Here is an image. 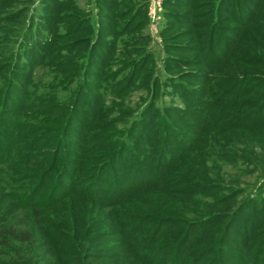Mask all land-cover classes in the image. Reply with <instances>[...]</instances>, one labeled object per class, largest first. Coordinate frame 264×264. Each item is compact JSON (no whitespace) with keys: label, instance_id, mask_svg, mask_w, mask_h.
I'll use <instances>...</instances> for the list:
<instances>
[{"label":"trees","instance_id":"1","mask_svg":"<svg viewBox=\"0 0 264 264\" xmlns=\"http://www.w3.org/2000/svg\"><path fill=\"white\" fill-rule=\"evenodd\" d=\"M95 3L93 27L77 0H0V163L24 165L0 184V264H99L112 235L125 237L130 264H264V0H165L173 37L162 53L143 32L147 0ZM39 67L51 74L28 89ZM136 91L142 101L122 110L128 134L90 139L103 95ZM69 149L86 165L71 166Z\"/></svg>","mask_w":264,"mask_h":264},{"label":"rangeland","instance_id":"2","mask_svg":"<svg viewBox=\"0 0 264 264\" xmlns=\"http://www.w3.org/2000/svg\"><path fill=\"white\" fill-rule=\"evenodd\" d=\"M77 4L80 6V8H82L83 10H85L86 12H89L91 14L89 16H90L91 19L92 18L94 19L93 20V23H92L93 24L92 25L93 27H95V25L96 26L100 25L101 22L98 20V17H99V13L98 12H99L100 9L97 7V5L95 3V0H77ZM146 4H147V6H146V8H147L146 13H147L148 19H147V24L145 25L143 32L145 34H148L149 36H151L152 42L150 44L153 45L154 48L159 53H162L163 52V45H164V36H165V34H166V37L167 38H172L173 37V35H172L173 33H170V32L167 33V28L170 25V22H169V20H167V18L165 16V13H166L165 12L166 11V9H165V0H147V3ZM31 10L32 11L34 10V12L37 13L36 14V19L37 20L40 19V15H38V11H36V10H38V3H37V1H36V4L34 3V5L32 7H30V12H31ZM62 12L63 11H61L59 14H63ZM39 14H40V11H39ZM64 22L65 21H63V20L60 19L57 24H60V26H63L64 25ZM6 23L13 24V25H15V27L16 26H19L18 24H14L12 21H8ZM181 28L186 30V27H184V26H179L178 27V30H182ZM164 29H165L166 33L163 34V30ZM8 36L11 39L13 37H15V39L17 38L16 35H14L13 33H11ZM169 36H172V37H169ZM43 40H44V38H43ZM188 40L189 39H187V41ZM187 41L185 40V42H187ZM32 43L33 42H31L30 40L27 43L28 46H30L31 49L34 47V46H32ZM26 48H28V47H26ZM103 49H104L103 47L99 46V48L96 51L95 57L93 59H91V61H89L88 65H90L89 68H92V70H97L99 68V67H94L93 66L94 63H98L99 64L100 63V58L101 57L102 58H105L104 57L105 51ZM0 52H2V50H0ZM182 56H191V55H182ZM26 62H29V60L26 61ZM101 65H102V62H101ZM32 68L33 67L30 68V66L27 65L26 68H25V70L22 71V72H15L14 71L15 72L14 73V77H18L19 74H22V75L26 74V75H28L29 72L27 70H30ZM107 68L108 67H106V70H107ZM48 71H50V70L49 69H44L42 67H39V69H37L36 71H34L33 72V75H32L33 77L31 79L29 78V82H27V85H26L27 88L28 89H32V86H33L35 89L37 88V89H39L41 91V87L43 86L44 82L46 81L45 79H48V74L49 75L51 74V72L48 73ZM178 72H181V70L178 71ZM21 82H22V80H21ZM101 87H103V85ZM40 91H37V92L40 93ZM87 92H88L87 94L85 93L82 96L84 98L83 99L84 102L86 101V97L87 96H90V94L93 93L92 90H91V88H89V90H87ZM141 95H142L141 92L136 91V92H133V95H132V98H131L130 101H126V100L125 101H122V99L119 98V99H116L112 103H111L110 100L108 102H106L105 101L106 97L103 95L102 100H100V102H101V105L104 106V108H102L100 110V115H98V117L96 115V117H97V120H96L97 121V126L96 127H91V128H89L87 130L88 134L89 133L91 134L90 135V139L93 138V137H95V135L97 133H100L99 134L100 135L99 137L102 136L101 134H105L106 135V138H112V140L114 138L115 139L119 138V136H121V137L126 136V134H128V132H129V127H130L131 122H132L133 119L128 120V121L123 120L122 119V114H123V111L122 110H123V108H126L127 109L128 107H131L132 109H135L134 106L137 105V104H139L140 101H142V99H140ZM82 97H81V99H82ZM70 99L71 98L68 97V98H63L61 100L62 101H68L69 102ZM166 100L170 101V97L167 96L166 97ZM180 101H181L180 99H177V102L174 103V105L181 106L182 104L180 105ZM81 106H83V104L81 105V103H80V105H79V112L81 110ZM108 106L110 108H112V109H110L111 111L108 110ZM113 106H114V109H113ZM118 107H120L119 108L120 109L119 111H117L118 110L117 109ZM81 113L83 114L82 111H81ZM86 114L88 115L87 112H86ZM86 114H83V117H84L85 120H87V122H90L92 120L91 118L94 115V113H91L90 116L89 115L86 116ZM52 115H53V117L56 116V115L54 116V114H52ZM80 116H81V114H80ZM53 117H52V119L50 121H48V120L45 121V124L46 125L47 124H55V125L58 124L57 123V120H54ZM104 117H106L107 119H105ZM114 117L115 118L116 117H119V119L121 121L116 122V121L108 120V119H112ZM184 120L188 121L189 120V117L184 116ZM37 130H38V128H37ZM39 132H40V128L38 130V133ZM42 132H44L45 134H47V132H45V131H42ZM172 137H171V139H172ZM150 138H152V137H150ZM90 139H86V143L84 145V148L88 152V154H89L88 156L98 155L99 154V151H98L99 145L96 142L90 141ZM146 141H148V139ZM141 142H142V144H141ZM141 142H139V143L141 144V146H143L144 143H145V141L141 139ZM69 150H70L69 151L70 152V155L73 154V160L70 161L71 166H73V167L75 166V167H78L79 168L78 163H79L80 166L86 165V160L85 159H83V160L80 159V156H78L79 153L77 154V156H75V154L73 152L74 150L73 149H69ZM2 151L4 152V150H2ZM1 157L2 158H0V159L3 160L4 159L3 157H5V154L4 155L2 154ZM132 158H133V155L127 153V154H124L123 155V158L122 159H123V162L129 163V162H132ZM8 160H9V163H5V162L0 163V184H7L8 185V183L13 182L15 180V178L18 176V174H20L19 173L20 172V169H21V172L23 171V166L24 165L21 166L20 163H17L15 161H14L15 164H13L11 162L10 158ZM83 171L86 172L84 174V177H88V176L90 177V174L89 173L92 170H87L86 168H84ZM51 180H52V178H51ZM63 183H64V181H63ZM91 191H93V190L91 189ZM100 192L103 193V191H100ZM26 194H29V192L26 193ZM77 197H79V199L81 198L80 196H77ZM109 209L110 208H108L107 210H109ZM114 218L115 217L113 216V214H111L110 218H108V222L113 221ZM133 225H134V223H132L130 226H133ZM113 228L119 229L120 227H119V225L117 226L116 223H115L113 225ZM237 228H238L237 225H235V227L232 228V230L234 231ZM177 232H179V231H177ZM178 234H180V233H178ZM260 234L264 236V233L263 234L260 233ZM235 235L236 234H234L233 235V239H231V241H229V244L231 243L229 249H230L231 253H233V252L234 253L235 252L236 253H240L241 249L243 248V245H242V242L243 241L241 242L240 241L241 239L239 241H237L238 240V237L235 236ZM122 238H125V237H123L122 235H119V236L118 235H112V236L106 237L105 239L103 238L101 240L103 244H106L105 246H106L107 250H105V251H102L101 250V252L99 253V257L100 256L101 257H104V259H100L101 257L98 258V259H100L99 264H130V260L128 259L130 255L129 256L126 255L127 253L125 252L124 247L121 244ZM242 238H243V235H242ZM252 242H253L252 239L246 241V243H247V245L249 247L245 248V251L248 254H250L252 252V250L255 248L254 245H251L250 246V244ZM238 243L240 244V246L238 245ZM200 248H202V247H200ZM168 249L169 248H167V250ZM191 249H192V252H194L195 250H197L196 247H193ZM168 252H170V251L168 250ZM167 254H169V253H167ZM190 254L191 253H188L187 254L186 262L187 261L189 262V259L191 258ZM210 260H211V258L207 257V258L204 259V261L201 264H212L213 262L212 263H209ZM235 260H236L235 257L231 255L230 256V261L227 264H232V262H234Z\"/></svg>","mask_w":264,"mask_h":264}]
</instances>
